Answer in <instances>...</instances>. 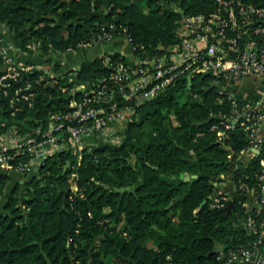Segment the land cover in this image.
<instances>
[{
	"label": "trees",
	"instance_id": "1",
	"mask_svg": "<svg viewBox=\"0 0 264 264\" xmlns=\"http://www.w3.org/2000/svg\"><path fill=\"white\" fill-rule=\"evenodd\" d=\"M213 8L214 0H0V25L23 47L43 43L65 51L99 35L107 40L111 24L129 35L134 54L152 58L176 40L182 14ZM106 54L110 64L103 54L74 69L55 65L54 75L33 69V104L14 115L0 97V120L20 129L44 127L50 113L71 110L70 100L88 92L66 97L74 72L78 81L101 79L113 90L111 102L134 109L116 144L83 147L79 154L58 149L22 184L9 186L11 174L0 171V264H222L221 253L255 250L256 240L264 252V208L236 200L227 207L229 199L219 205L209 196L230 167V150L251 146L239 122L225 127L232 99L243 103L245 97L206 88L212 76L204 73L191 81L180 76L136 102L109 78L115 63L128 57L118 50ZM258 150L232 169L241 191L240 181L263 190L264 140ZM248 214L257 232L246 225Z\"/></svg>",
	"mask_w": 264,
	"mask_h": 264
},
{
	"label": "built area",
	"instance_id": "2",
	"mask_svg": "<svg viewBox=\"0 0 264 264\" xmlns=\"http://www.w3.org/2000/svg\"><path fill=\"white\" fill-rule=\"evenodd\" d=\"M107 27L108 39L110 30L116 27L111 24ZM98 40L106 39L99 35ZM36 44L28 47L33 48ZM12 46L0 37V56L4 60L1 65L4 68L0 70V97L12 107L10 113L14 115L24 103L27 106L33 104L36 92L28 73L45 67L15 61L9 52ZM162 48L159 55L146 56L134 64L128 61L115 63L116 71L109 78L120 81L118 90L125 98L140 102L157 95L180 76L191 81L196 74L204 73L212 76L213 86L221 93L228 90L239 93L235 87L245 78L260 81L264 87V0H214V8L208 12L184 13L176 28V40ZM104 62L111 63L107 54H104ZM101 81L99 78L78 81L88 92L82 99L70 100L71 110L50 113L44 127L20 129L16 123L8 125L5 120H0V171L35 172L47 155L62 148L79 154L81 148L88 147L84 140L87 133L99 132L111 139L110 143H118L134 109L131 105L118 108L111 102L113 90H108L106 83ZM243 83L247 84L246 81ZM98 85L100 87L95 88ZM82 88L73 85L71 94ZM243 97V103L232 99L233 111L226 118L225 127L239 122L250 136V147L258 149L262 139L257 131L264 123V88L258 99ZM218 133L220 138L222 130ZM262 166L259 178L263 186L264 160ZM239 186L243 190L255 189L243 181ZM226 199L224 194L213 197L214 203L219 205ZM255 207L257 210L264 208L263 190ZM246 225L257 232L253 215L246 216ZM261 225L259 237L264 234V216ZM258 241L253 243L255 250L242 246L239 251L221 253L222 264H239L242 259L250 260L251 264H264V252L258 249Z\"/></svg>",
	"mask_w": 264,
	"mask_h": 264
},
{
	"label": "crops",
	"instance_id": "3",
	"mask_svg": "<svg viewBox=\"0 0 264 264\" xmlns=\"http://www.w3.org/2000/svg\"><path fill=\"white\" fill-rule=\"evenodd\" d=\"M4 30L0 25V37L5 41L12 43V47L9 52L12 54L13 58L17 62H32L37 65L45 67V70L49 73L54 72L53 67L59 66L60 69H74L77 68L83 61L91 60L96 56H100L112 51H120L128 57V62L131 64L140 61L136 54L133 52V45L129 40L127 34L122 32L118 28L110 30V35L107 40H95L91 44L79 43L74 48H69L65 51H57L50 45L38 43L33 48L23 47L17 41H15L7 31ZM70 81L73 85H77L78 88H82V85L78 83V80L74 73H71ZM259 83L260 81H255L250 78H245L240 80V83L235 87L239 93L251 98L258 99L261 93L258 90L251 88V86L245 82ZM260 85V84H259ZM261 90L263 86L260 85ZM257 135L264 140V123L259 127ZM85 145L88 147L99 146L102 144L110 143L111 139L99 132L87 133L84 135ZM112 144V143H111ZM116 144V143H114ZM253 149L247 147L240 152H234L230 150V167L224 172L220 173L221 179L214 181V189L210 193V197H215L219 194H224L227 199L232 201L242 202L245 207L256 206L258 203V195L260 191L255 189H249L241 191L237 183L232 177V169L237 165L238 162L247 163L253 154ZM11 172V171H10ZM11 174V173H10ZM22 176L17 179L25 177V174L21 172ZM263 191H264V179H263ZM239 264H251L250 260L242 259L239 260Z\"/></svg>",
	"mask_w": 264,
	"mask_h": 264
},
{
	"label": "rangeland",
	"instance_id": "4",
	"mask_svg": "<svg viewBox=\"0 0 264 264\" xmlns=\"http://www.w3.org/2000/svg\"><path fill=\"white\" fill-rule=\"evenodd\" d=\"M1 31H6V30H2V29H1ZM5 40H7V39H5ZM247 83L251 86V88L258 90V92H260V93L262 92L259 83L248 82V81H247ZM183 99H184L183 97H180V100H183ZM9 173H11V175H10V180H9V182H8V185H9V186L12 185V184H14V182H18L17 179H19V178L22 176L21 172H19V171H14V170H12V171L9 172ZM23 174H24V173H23ZM185 174H186V173H185ZM25 175H26V174H25ZM23 179H24V178H21V179L19 180V181L21 182V184L23 183V182H22Z\"/></svg>",
	"mask_w": 264,
	"mask_h": 264
},
{
	"label": "water",
	"instance_id": "5",
	"mask_svg": "<svg viewBox=\"0 0 264 264\" xmlns=\"http://www.w3.org/2000/svg\"><path fill=\"white\" fill-rule=\"evenodd\" d=\"M3 68H4V66H1V67H0V70H2ZM213 83H214L213 81L210 82V84H209L206 88H208V87H212V86H213ZM77 90H78V89H77ZM77 90H75V92H76ZM82 90H83V88H82ZM71 95H72L71 92H69V93L67 94L66 97H67V98H70ZM252 149H253V151H255V152H258V151H259L257 148H252ZM180 175L183 176L184 173L181 172ZM185 176L187 177V176H188V173H186ZM75 178H76V176L73 177V181L75 180ZM203 201H204V200H203ZM232 204H233V201H232V200H229V201H228V204H227V207L231 206ZM88 264H89V263H88Z\"/></svg>",
	"mask_w": 264,
	"mask_h": 264
}]
</instances>
